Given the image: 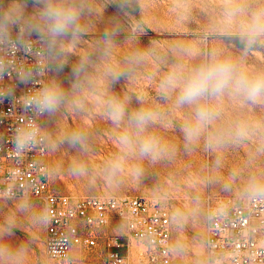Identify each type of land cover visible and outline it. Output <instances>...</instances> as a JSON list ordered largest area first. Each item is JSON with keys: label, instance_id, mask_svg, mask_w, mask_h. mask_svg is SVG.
<instances>
[{"label": "rangeland", "instance_id": "rangeland-1", "mask_svg": "<svg viewBox=\"0 0 264 264\" xmlns=\"http://www.w3.org/2000/svg\"><path fill=\"white\" fill-rule=\"evenodd\" d=\"M52 9L76 18L54 32ZM16 21L49 42L52 186L165 202L172 264H207V205L264 193V93L235 86L264 77V0H0V26ZM217 63L232 66L230 82L180 103L191 76ZM140 113L150 116L142 126ZM44 233L41 201L0 199V264H52ZM104 256L80 247L73 264Z\"/></svg>", "mask_w": 264, "mask_h": 264}, {"label": "built area", "instance_id": "built-area-1", "mask_svg": "<svg viewBox=\"0 0 264 264\" xmlns=\"http://www.w3.org/2000/svg\"><path fill=\"white\" fill-rule=\"evenodd\" d=\"M50 75L46 34L19 21L0 26V199L41 201L44 252L52 264H73L78 248L98 246L104 264H172L173 223L165 202L52 186L51 108L38 104L51 90ZM206 210L207 264H264V193L220 197Z\"/></svg>", "mask_w": 264, "mask_h": 264}, {"label": "clouds", "instance_id": "clouds-1", "mask_svg": "<svg viewBox=\"0 0 264 264\" xmlns=\"http://www.w3.org/2000/svg\"><path fill=\"white\" fill-rule=\"evenodd\" d=\"M50 14L55 21L53 26L54 32L64 31L76 18V12L72 9H52ZM232 72V66L227 63H217L200 68L191 76L183 88L179 102L192 103L206 92H220L232 79ZM235 86L237 90L243 91L249 99L255 100L264 93V77L248 79L241 76L236 80ZM57 101L58 95L55 91L45 90L38 104L44 108H52L56 105ZM198 117L200 120H203L206 117V111L201 109L198 112ZM149 118L150 116L145 113H140L136 116V120L141 126ZM149 150L150 142H145L142 151L148 152Z\"/></svg>", "mask_w": 264, "mask_h": 264}]
</instances>
